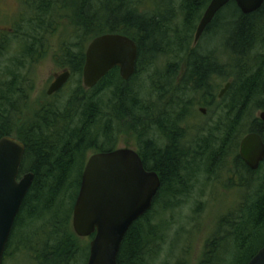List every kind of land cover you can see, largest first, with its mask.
<instances>
[{
	"label": "trees",
	"instance_id": "trees-1",
	"mask_svg": "<svg viewBox=\"0 0 264 264\" xmlns=\"http://www.w3.org/2000/svg\"><path fill=\"white\" fill-rule=\"evenodd\" d=\"M209 2L21 0L25 20L23 14L0 31V137L13 135L24 143L19 174L30 171L34 177L2 264L11 258L13 264H75L81 258L85 264L88 244L77 245L70 224L87 154L115 149L118 133L127 131L134 132L143 166L157 172L160 186L151 208L126 231L117 264H154L167 239L165 213L170 210L173 216L195 182L212 178L227 156L235 172L230 178L243 193L220 217L199 264H246L263 245L264 161L250 169L238 150L246 133L256 132L264 140V121H245L251 110H264V3L244 14L228 2L202 34L219 45L205 49L193 38ZM65 18L68 30L58 37ZM105 33L133 39L135 72L124 80L114 67L87 88L82 83L85 49ZM54 34V57L70 77L61 90L45 93V100L30 109L32 83L24 86L29 79L22 68L26 59L50 47L43 42ZM227 81L229 88L218 98ZM196 104L211 112L216 107V119L198 124L189 140L183 122Z\"/></svg>",
	"mask_w": 264,
	"mask_h": 264
},
{
	"label": "water",
	"instance_id": "water-1",
	"mask_svg": "<svg viewBox=\"0 0 264 264\" xmlns=\"http://www.w3.org/2000/svg\"><path fill=\"white\" fill-rule=\"evenodd\" d=\"M234 1L242 13H251L264 0H210L196 27V42L216 13ZM137 47L133 39L119 33H105L93 38L85 50L82 82L92 88L106 73L118 67L126 80L135 70ZM69 71L55 76L46 94L57 92L67 81ZM226 82L218 96L229 88ZM259 117L264 121V110ZM25 151L24 143L13 135L0 137V264L14 219L30 188L34 174L19 170ZM239 155L250 169L264 160V141L250 132L240 141ZM160 186L159 175L147 170L139 154L120 147L88 156L81 175L72 210V228L80 236H91L86 264H117L121 241L131 224L151 208ZM246 264H264V243Z\"/></svg>",
	"mask_w": 264,
	"mask_h": 264
},
{
	"label": "rangeland",
	"instance_id": "rangeland-1",
	"mask_svg": "<svg viewBox=\"0 0 264 264\" xmlns=\"http://www.w3.org/2000/svg\"><path fill=\"white\" fill-rule=\"evenodd\" d=\"M25 12L26 9L22 6L21 0H0V31L12 27L18 20H21L23 14L24 21L25 17H27ZM61 24L62 28L57 32L58 37L62 35V29H66L69 25V19H63ZM57 34L46 36L43 43L50 45V47L41 49L40 53L32 59H26L25 67L22 68L23 74L29 79L28 82H24V86L27 87L29 83H32V89L28 90L30 98L27 100V106L30 109L35 104H40L45 100L46 89L54 79V76L65 69L56 62L58 59L54 57L53 47L58 40ZM218 42L219 40L204 35L199 38L197 44L208 49L212 45H219ZM200 107L205 108L204 115L200 113ZM262 110L256 108L251 110L245 119L246 123L248 124L253 117H259ZM215 112L216 107L211 112L209 108L207 110L205 106H200L199 104L190 109L191 114H188L183 122L189 130V140L194 138L198 124H210L216 119ZM120 147L137 149V140L134 132L133 135L128 131L121 134L118 133L116 148ZM92 153L94 151L90 150L87 157ZM232 161V156H227L225 161L219 165L216 173L212 175V178L205 179L202 176L199 182H195L188 200L174 209L173 216L170 210L165 213L169 222L167 239L154 264H161L162 262L175 264L177 260H183L186 264L200 263L205 250V243L216 229L220 217L235 205L243 193V190L240 191L239 187L235 186L237 180L230 178L235 173L230 171L231 168H234ZM235 177L237 176L235 175ZM70 203L71 199L67 204V211ZM86 244H88V238L78 237L77 245L84 246ZM13 251L15 250L13 249ZM18 257L22 260L23 254L20 253ZM12 260V258L8 259L7 264H13ZM82 261L83 259L81 258L77 261L73 260V263L82 264ZM23 264H36V262L25 260Z\"/></svg>",
	"mask_w": 264,
	"mask_h": 264
},
{
	"label": "flooded vegetation",
	"instance_id": "flooded-vegetation-1",
	"mask_svg": "<svg viewBox=\"0 0 264 264\" xmlns=\"http://www.w3.org/2000/svg\"><path fill=\"white\" fill-rule=\"evenodd\" d=\"M63 71V70H62ZM61 71V72H62ZM60 72V73H61ZM69 76H70V74H69ZM207 109V108H206ZM199 111H200V113L202 114V115H204V113H205V108H203V107H200L199 108ZM70 226H71V228H72V223L70 224ZM86 238H88V254H89V242H90V240H91V236H89V237H86ZM88 258V257H87ZM86 262H87V259H86ZM86 262H85V264H86Z\"/></svg>",
	"mask_w": 264,
	"mask_h": 264
},
{
	"label": "bare ground",
	"instance_id": "bare-ground-1",
	"mask_svg": "<svg viewBox=\"0 0 264 264\" xmlns=\"http://www.w3.org/2000/svg\"><path fill=\"white\" fill-rule=\"evenodd\" d=\"M263 138V137H262Z\"/></svg>",
	"mask_w": 264,
	"mask_h": 264
}]
</instances>
